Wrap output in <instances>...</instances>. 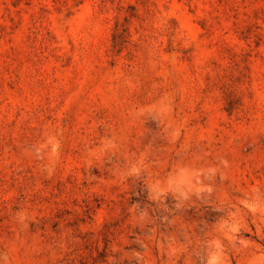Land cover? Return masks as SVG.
<instances>
[{"label": "rangeland", "instance_id": "1", "mask_svg": "<svg viewBox=\"0 0 264 264\" xmlns=\"http://www.w3.org/2000/svg\"><path fill=\"white\" fill-rule=\"evenodd\" d=\"M0 264H264V0H0Z\"/></svg>", "mask_w": 264, "mask_h": 264}]
</instances>
